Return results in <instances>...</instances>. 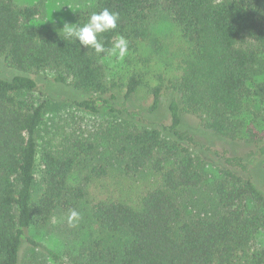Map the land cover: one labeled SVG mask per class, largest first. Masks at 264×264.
I'll return each mask as SVG.
<instances>
[{"label": "trees", "instance_id": "obj_1", "mask_svg": "<svg viewBox=\"0 0 264 264\" xmlns=\"http://www.w3.org/2000/svg\"><path fill=\"white\" fill-rule=\"evenodd\" d=\"M48 3L0 0V57L83 96L0 77V264H24L25 243L47 264H264V0H86L74 23L119 13L102 34L127 41L115 71ZM54 111L71 120L55 142Z\"/></svg>", "mask_w": 264, "mask_h": 264}, {"label": "rangeland", "instance_id": "obj_2", "mask_svg": "<svg viewBox=\"0 0 264 264\" xmlns=\"http://www.w3.org/2000/svg\"><path fill=\"white\" fill-rule=\"evenodd\" d=\"M20 3H30L34 0H17ZM86 0H49V16L50 19L56 23L64 24L67 23H74L73 15L75 11L79 8V6L85 2ZM124 61H118L115 57H110V65L111 68H114L115 70H121L123 68ZM16 76H26L33 78L38 88L43 92L46 93L49 97L57 98L59 100L67 99V100H73L77 99L78 96H83L82 93L76 91L74 88L56 83L52 81L51 78L45 77L43 75H37V74H31L28 72H24L12 67H9L8 64L5 61V58L0 57V77L4 79L11 80ZM144 93V92H143ZM168 91L165 93V96L163 97V104L165 105L167 103L168 97H167ZM140 97V96H139ZM137 101L136 103H141L143 106H148L152 101V96H148L146 99H138L136 97ZM124 100H119L115 103V106L117 108H120L124 110V115L126 117H129L130 111L134 112L133 108L129 105V103H124ZM136 101V100H135ZM103 112L109 111V108L107 105H105L102 109ZM135 113V112H134ZM66 113L57 112L54 111L47 117V121L45 123V129L49 130L50 132L47 133L44 131V135L47 136L48 139L52 140L53 142L57 141L61 134L62 130L65 127L66 122L71 123V120L67 119ZM194 118V117H193ZM164 122L169 123V119H163ZM221 152L223 149L221 147H216ZM41 173V165L39 162L36 164V174L40 175ZM56 220V219H55ZM58 225L57 223H54L53 228ZM49 230V228H48ZM47 229H42L40 231H37V233L32 230V233L34 235V238L47 245L50 248H55L57 250L62 249V239L59 235L52 234ZM31 234V233H30ZM264 241V239H262ZM45 252L41 250V248L32 247L30 244L25 243L22 252H21V259L24 264H47V258L45 261L44 254ZM49 260V259H48Z\"/></svg>", "mask_w": 264, "mask_h": 264}, {"label": "clouds", "instance_id": "obj_3", "mask_svg": "<svg viewBox=\"0 0 264 264\" xmlns=\"http://www.w3.org/2000/svg\"><path fill=\"white\" fill-rule=\"evenodd\" d=\"M119 13L104 8L99 12H92L86 23L79 25L77 23L65 22L62 29L65 40H72L79 43L86 49H92L100 56L104 54L108 57H115L122 61L128 55V44L123 36H116L111 41V46L106 47L102 38L103 33H107L117 28ZM79 219V213L71 210L68 215L70 224Z\"/></svg>", "mask_w": 264, "mask_h": 264}]
</instances>
